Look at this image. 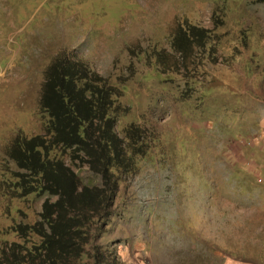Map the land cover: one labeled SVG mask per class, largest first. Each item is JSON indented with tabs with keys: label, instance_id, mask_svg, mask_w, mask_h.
<instances>
[{
	"label": "rangeland",
	"instance_id": "1",
	"mask_svg": "<svg viewBox=\"0 0 264 264\" xmlns=\"http://www.w3.org/2000/svg\"><path fill=\"white\" fill-rule=\"evenodd\" d=\"M188 24L205 32L183 67L169 34ZM59 55L158 134L143 158L156 166L126 181L142 217L106 228L125 262L264 264V0H0V166L11 136L42 132Z\"/></svg>",
	"mask_w": 264,
	"mask_h": 264
},
{
	"label": "trees",
	"instance_id": "2",
	"mask_svg": "<svg viewBox=\"0 0 264 264\" xmlns=\"http://www.w3.org/2000/svg\"><path fill=\"white\" fill-rule=\"evenodd\" d=\"M187 26L188 35L176 26L169 34L183 67L205 32ZM116 97L79 60L59 55L46 67L38 98L48 115L42 132H17L1 156L0 264H128L106 228L142 217L136 204H127L126 181L144 165L156 166L143 158L153 162L158 134L145 122L123 123ZM84 169L90 177L83 178Z\"/></svg>",
	"mask_w": 264,
	"mask_h": 264
}]
</instances>
